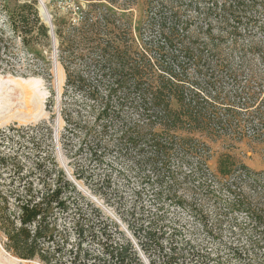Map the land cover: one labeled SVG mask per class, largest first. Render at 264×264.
<instances>
[{
    "label": "rangeland",
    "instance_id": "1",
    "mask_svg": "<svg viewBox=\"0 0 264 264\" xmlns=\"http://www.w3.org/2000/svg\"><path fill=\"white\" fill-rule=\"evenodd\" d=\"M27 1L0 0V202L8 201L17 212L18 200L63 189L67 181L72 186L64 195L71 209L57 212L59 231L76 244L75 220L84 222L88 231L81 244L93 255L103 253L92 233L104 241L106 226L110 239L133 244L142 264H168L170 256L177 258L174 264H264V92L261 103L240 108L242 125L230 128L148 119L130 108L116 118H99L100 102L67 84L63 62L70 65L72 55L71 71L89 75L104 94L110 83L95 80L90 52L78 57L77 46L60 50L55 27L72 35L73 25L80 26L87 14L116 16L118 38L143 43L157 38L148 24L162 0H37L49 37L35 30L25 43L9 12ZM257 9L248 22L236 23L183 10L193 46L205 50L207 62L216 55L206 49L217 44L237 69L230 75L191 69L183 77L187 89L194 87L205 99L238 97L237 87L247 81L256 91L263 89L264 8ZM22 78L38 83L31 98L17 84ZM5 242L0 229L3 257L20 259ZM20 260L43 264L37 258Z\"/></svg>",
    "mask_w": 264,
    "mask_h": 264
},
{
    "label": "trees",
    "instance_id": "2",
    "mask_svg": "<svg viewBox=\"0 0 264 264\" xmlns=\"http://www.w3.org/2000/svg\"><path fill=\"white\" fill-rule=\"evenodd\" d=\"M187 7L198 10V15L204 18L209 14H219L226 22L236 23L243 19L248 22L246 19L255 15V9L264 8V4L255 0H162L156 16L148 24L149 28L156 30L157 38L143 40V43L135 38H118L116 28L120 27V18L87 14L80 20V26L73 25L72 35H65L61 28L55 27L60 38V50L72 52L71 48L77 46L81 52L78 57H82L84 51L90 52L93 55L92 64L97 70L95 80L110 83V86L105 88L104 94L99 84L90 83L89 75L71 71L72 55L68 56L70 65L63 62L67 84L84 92L86 99L100 102L99 118H116L123 114L124 109L130 108L148 119L192 120L194 127L204 126L206 122L219 127L240 126V108L249 110L258 104L261 101L259 93L264 92V86L259 84L263 89L256 91L255 86L247 81L237 87L238 97L235 98L211 94L205 95V99L198 96L194 87L187 89L183 77L191 69L206 71L210 75L214 72L230 75L237 71L229 58L222 56L219 45L206 49V52L216 55L210 62L205 58V50L193 46V34L183 18V10ZM9 15L13 30L20 33L25 43H29L27 37L32 36L35 30H39L45 38L49 37V27L39 16L37 0L22 3ZM234 49L237 50V46ZM239 50L247 55V49ZM174 102L178 107L174 106ZM258 106L260 104L256 108ZM135 141L133 139L134 144ZM137 144L141 142L137 141ZM71 186L65 181L63 189L59 186L43 191L41 195L30 194L31 191L25 199L18 200L17 212L11 211L7 200L0 202V229L6 236V248L20 259L37 258L43 264H142L133 244L129 240L122 243L110 239L106 226L103 229V234L107 235L104 241L94 233L91 236L102 244L101 256L93 255L82 247L88 229L79 219L75 220L74 228L79 237L78 243L72 244L64 230L59 231L56 214L71 209L70 198L64 195L66 188ZM243 202L236 199L239 206ZM176 261L175 256L168 257V264Z\"/></svg>",
    "mask_w": 264,
    "mask_h": 264
},
{
    "label": "bare ground",
    "instance_id": "3",
    "mask_svg": "<svg viewBox=\"0 0 264 264\" xmlns=\"http://www.w3.org/2000/svg\"><path fill=\"white\" fill-rule=\"evenodd\" d=\"M42 7L45 8V4L43 5L42 4ZM42 8V15L43 17H47V14L44 12ZM48 18V17H47ZM16 80V79H14ZM19 80L17 82V84L21 87V92L25 94V96H27L28 98L31 96H33V94H35L37 92V88H38V83L36 80H34L33 78H29V79H17ZM14 82V81H13ZM30 104V103H29ZM31 106L33 105L32 103L30 104ZM31 115V118H35V114H30ZM3 252L2 250H0V264H25L23 263L22 260L20 259H17L15 257H10L9 260H6L4 257H3Z\"/></svg>",
    "mask_w": 264,
    "mask_h": 264
},
{
    "label": "water",
    "instance_id": "4",
    "mask_svg": "<svg viewBox=\"0 0 264 264\" xmlns=\"http://www.w3.org/2000/svg\"><path fill=\"white\" fill-rule=\"evenodd\" d=\"M42 2V1H41ZM42 4L44 5V3L42 2ZM50 21V25H51V32L54 34V29H53V25L51 23V19H50V16L48 17V19Z\"/></svg>",
    "mask_w": 264,
    "mask_h": 264
}]
</instances>
